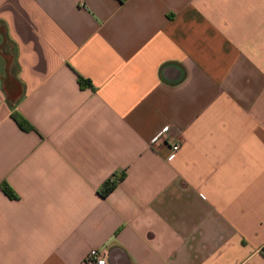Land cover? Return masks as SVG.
I'll list each match as a JSON object with an SVG mask.
<instances>
[{
    "label": "crops",
    "instance_id": "obj_1",
    "mask_svg": "<svg viewBox=\"0 0 264 264\" xmlns=\"http://www.w3.org/2000/svg\"><path fill=\"white\" fill-rule=\"evenodd\" d=\"M263 246L264 0H0V264Z\"/></svg>",
    "mask_w": 264,
    "mask_h": 264
},
{
    "label": "built area",
    "instance_id": "obj_2",
    "mask_svg": "<svg viewBox=\"0 0 264 264\" xmlns=\"http://www.w3.org/2000/svg\"><path fill=\"white\" fill-rule=\"evenodd\" d=\"M169 131L168 126H164L159 130L152 138L151 142L156 143L158 141H167V133ZM180 149V143L178 141H171L169 158H171L175 152ZM264 250V246H263ZM87 264H107V252L105 249L92 248L88 251L84 258Z\"/></svg>",
    "mask_w": 264,
    "mask_h": 264
},
{
    "label": "trees",
    "instance_id": "obj_3",
    "mask_svg": "<svg viewBox=\"0 0 264 264\" xmlns=\"http://www.w3.org/2000/svg\"><path fill=\"white\" fill-rule=\"evenodd\" d=\"M78 80L81 85H84L86 82H88V80H85L81 76H79ZM11 116L21 129L29 130L31 128L30 124L17 111H13L11 113ZM123 177H124L123 175H119V176L113 175L110 178H108L99 188V194L103 197L106 196L111 190H113V188H115L117 183L121 179H123ZM1 188L4 191V193L9 197H15L13 190L6 182L1 183Z\"/></svg>",
    "mask_w": 264,
    "mask_h": 264
}]
</instances>
